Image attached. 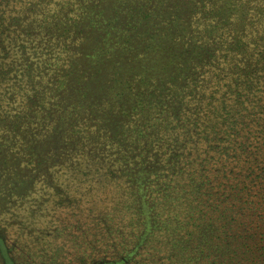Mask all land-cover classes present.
Listing matches in <instances>:
<instances>
[{
	"label": "trees",
	"instance_id": "1",
	"mask_svg": "<svg viewBox=\"0 0 264 264\" xmlns=\"http://www.w3.org/2000/svg\"><path fill=\"white\" fill-rule=\"evenodd\" d=\"M228 63L225 72L216 71ZM197 69L207 75L197 79ZM253 88L261 92L250 93ZM122 98L125 114L145 116L138 138L113 110ZM263 100L264 0H0V191L12 186L14 159L33 155V146L42 152L54 146L58 159L84 152L95 136L88 134V109L95 102L103 117L100 132L106 131L110 148L122 149L118 166L110 168L107 154L88 151L108 166L99 165L100 188L121 193L123 187L130 203L133 185L143 182V200L136 202L152 211L147 219L153 222L156 207L167 219L176 205L205 206L210 191L224 184L213 183L216 174L207 166L222 167L223 156L264 142V134L263 141L256 137L264 129V111L263 117L252 112L254 128L245 121ZM155 102L162 110L153 113ZM164 116L177 123L169 136L154 134L160 143L147 132ZM225 144L223 156H214ZM89 164L88 173L96 172ZM262 172L251 165L253 178L261 180ZM157 174L171 181L155 182ZM201 177L199 189L193 182ZM94 183L88 180V186Z\"/></svg>",
	"mask_w": 264,
	"mask_h": 264
},
{
	"label": "rangeland",
	"instance_id": "2",
	"mask_svg": "<svg viewBox=\"0 0 264 264\" xmlns=\"http://www.w3.org/2000/svg\"><path fill=\"white\" fill-rule=\"evenodd\" d=\"M221 66L218 64L216 71L225 72L230 65ZM195 73L197 79L207 75L205 70L203 74L199 69ZM233 73L234 76L242 74ZM11 75L12 72L8 77ZM258 92L261 91L256 88L250 91ZM123 99H119L118 108L113 110H116L119 122L133 130L132 137L138 138L137 129L146 128L141 125L145 116L138 111L135 113L136 110L125 114ZM169 100L167 97L168 104ZM92 103L93 107L88 109V134L93 132L95 136L86 141L84 152L58 159L54 146L45 149L48 152L33 146V155L14 159L12 186L8 184L0 191V264H264V204L259 190L260 186L264 189V178H253L255 174L250 173L251 165L255 164L257 171L262 170L264 175V156L259 154L264 151V142L259 146H252L251 142L249 148L238 149L239 153L235 150L226 157L219 151L227 144L217 148L213 155L224 157L223 166L217 162L207 168L216 174L214 184L220 179L224 184L210 191L211 201L205 206L198 202L176 205L167 219L163 209L156 207L153 222L147 219L152 211L145 204L136 202V199H142L139 190H143V182L137 181L133 185L134 201L130 203L125 202L127 197L122 193L123 187L121 193L117 187H99V174L104 172L99 165L108 166L102 163V158L100 161L97 156L90 157L88 151L107 154L106 161L112 162L110 168L118 166L117 155L122 149L109 147L106 131L100 132L103 117L98 116V110L101 106ZM180 103L187 110L184 100ZM260 106L261 102L248 111L246 125L253 127L252 112L263 117L259 110L264 111V106ZM155 110H162L156 102L153 113ZM153 123L154 128L150 127L147 133L162 143L159 137L169 136L172 133L170 127L177 121L164 116ZM263 134L262 128L256 137L263 141L260 138ZM10 144V140L5 141V146ZM21 146L18 139L16 147ZM88 159L96 172L88 173ZM200 173L205 179L210 176L207 172ZM191 176V173L186 175L187 179L181 182L187 183ZM162 177L155 175V182L166 184L171 181ZM92 178L94 186H88V180ZM155 182L151 187L155 188ZM193 183L199 189L200 184L204 185L202 177ZM242 186L246 188L240 189ZM179 187L186 186L179 183ZM162 190L166 191V188L158 193Z\"/></svg>",
	"mask_w": 264,
	"mask_h": 264
}]
</instances>
